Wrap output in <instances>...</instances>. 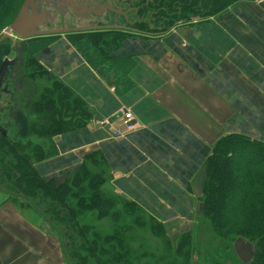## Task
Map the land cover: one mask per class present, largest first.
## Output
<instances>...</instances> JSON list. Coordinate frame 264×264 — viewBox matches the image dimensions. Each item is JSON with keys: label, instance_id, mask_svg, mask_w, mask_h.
<instances>
[{"label": "crops", "instance_id": "crops-1", "mask_svg": "<svg viewBox=\"0 0 264 264\" xmlns=\"http://www.w3.org/2000/svg\"><path fill=\"white\" fill-rule=\"evenodd\" d=\"M66 50L67 63L54 61L51 69L86 102L91 117L54 135L55 154L34 169L61 183L94 151L103 158L104 188L158 221L188 226L196 237L205 222L198 196L214 142L229 133L264 141V0H238L214 16L158 32L133 29L103 67L72 44ZM117 58L127 61L116 69ZM120 110L132 114L135 126L115 138L112 130L124 129L119 120L108 128L95 117ZM42 218L24 216L0 190L2 264H63Z\"/></svg>", "mask_w": 264, "mask_h": 264}, {"label": "trees", "instance_id": "trees-1", "mask_svg": "<svg viewBox=\"0 0 264 264\" xmlns=\"http://www.w3.org/2000/svg\"><path fill=\"white\" fill-rule=\"evenodd\" d=\"M236 1L139 0L137 7L143 19L137 20L138 28H134L142 32L147 28L143 25H164L150 32L162 31L194 17L214 16ZM22 2L0 0V32L12 22ZM129 35L130 32L116 29L85 31L74 34L70 41L90 64L103 67ZM37 43L23 48L27 72L23 69L21 77L32 84L45 78L50 82L31 98L25 110H16V139L0 132V190L13 203L41 210L44 220L57 224L54 229L68 264H194L192 230L182 232L173 244L164 223L133 201L103 190L107 177L100 154H85L77 169L61 183L34 169V162L55 154L54 135L82 127L91 117L79 95L56 75L35 64L32 55L41 45ZM8 49L7 43L1 42L0 57ZM114 61L117 69L127 60ZM117 76L121 84L122 73L117 72ZM40 140L49 147L45 148ZM200 189L198 213L202 220L209 221L212 232L230 244L236 239L251 243V259L244 264H264V141L237 133L219 137L204 163ZM117 200L124 206L123 212L111 210ZM91 209L98 210L99 216L109 214L113 221L110 232L81 220V214ZM147 227L163 240V250L152 251L143 239L138 248L132 246L138 240L136 228ZM210 264L227 263L213 260Z\"/></svg>", "mask_w": 264, "mask_h": 264}, {"label": "rangeland", "instance_id": "rangeland-1", "mask_svg": "<svg viewBox=\"0 0 264 264\" xmlns=\"http://www.w3.org/2000/svg\"><path fill=\"white\" fill-rule=\"evenodd\" d=\"M78 1H81V0H78ZM137 1H139V0H134V4ZM76 3H77V1H76ZM42 4L43 3H41L39 5H42ZM41 7L46 8L44 6V4ZM47 7H48V9L46 8V9H42V10H44V11L48 10L47 13L52 12L53 10L58 11L56 7H53L52 11L49 10V6H47ZM60 7H62L61 8L62 11L60 10L62 13L61 14L57 13V15L60 18V21L57 22L55 19H51V20H49L48 24L36 25L35 27L37 29H40V30H43L46 28H48L50 30V29H59L57 26H61V25H82V24L85 25L86 23L89 22L88 18H84V16H80L79 14H76L74 16L73 11H72L70 6L64 5V6H60ZM47 19L48 18H47V14H46L44 17H40L38 19V21H40L41 23H44ZM57 23H58V25H57ZM163 26H161V27H163ZM7 27H8V25L5 26L4 28H2L0 34H2V32ZM134 27L138 28L136 25ZM149 27L150 26H148V28ZM151 27H154V25H151ZM155 29H157V28H155ZM60 33H61L62 37L67 36V35H65L66 32H60ZM54 34H59V33H54ZM70 38L65 37L66 41H68ZM68 44H72V43L69 42ZM68 44H67V42L62 40L60 43L56 42L52 46L51 55L47 59L50 67H52V66L54 67V61H57L59 63L60 67L67 63V61L62 63L61 59H62V56H64V54L67 51L66 46ZM75 50L77 51L76 48H75ZM49 82L50 81L46 80V78H45V80L37 79L36 84L34 83L33 89L32 88L31 89L34 91L37 90V94H38V92L41 91V89L44 87V85L49 84ZM31 89H30V91H31ZM28 95H30V94L28 92L24 91L21 96H22V98L25 99L26 97H28ZM8 99H9V96H7V95L0 96V107H6L7 105H9L11 101H9ZM19 107H20V105H19ZM21 107L22 108H19V109L25 110L23 106H21ZM15 114H16L15 109H12V108L3 109L2 111H0V122L2 123V122H7V121L10 122L11 121L14 124V120H13L14 117L13 116ZM12 123L7 128V133L10 136V139L14 140V139H16L17 135H16V128L14 125L12 126ZM40 141H42V140H40ZM41 143L44 145L45 148L49 147L48 145H45L44 141H42ZM105 184H106V182L102 184L103 190L105 192H107L109 194H117L114 191L110 190L109 188H104ZM200 192H201V189H200ZM16 206L18 207V212H20L21 214H23L26 217L37 218V216H43V214H44L43 212H41V210L38 211L34 207L28 206V205L24 206L20 202L17 203ZM111 210H119V211L123 212L124 206L118 201V202L114 203ZM81 218H82L81 219L82 221L93 224L94 228H96L102 232H110L112 230L113 221L111 220V217L109 216V214L106 216H99L98 210L91 209L89 211H85L84 213H82ZM199 219L201 220L203 218L201 216H199ZM203 221H205V222H202L201 228L198 229V235L196 237L194 235L195 252H196L195 256H194V264H210L213 260H222V261H225V263H227V264H244L245 262H247L248 260L251 259V256L253 253V246L251 243L242 241L241 239H236L233 244H230L229 242H227L226 240H224L222 238H219L218 236H216L212 232L208 220L204 219ZM41 223L47 227L49 233H52V232L54 233L55 241L58 242V244L57 243L56 244H57V246L59 245L60 248L62 249L58 232L54 229L57 227V224L52 223V222L48 221L47 219L43 220ZM162 223H164V225H165L168 236L173 240V244H176V242L178 240V236L182 232L187 231L186 229H188V226H186L187 228H185L183 230V229H179V227L177 225H172L169 223L166 224L165 222H162ZM135 231H136V236H138V238H136V239H138V240L135 242H132L133 247L138 248L140 246V239H143L146 242V245L148 247H150L152 251L157 252L158 250H163V240H161V238L153 235L150 232L148 227L147 228H136ZM194 233H195V231H194ZM129 234L132 235L133 233L130 232ZM237 253H238V255H237ZM60 264H62V262ZM63 264H68V262L64 258V254H63Z\"/></svg>", "mask_w": 264, "mask_h": 264}, {"label": "flooded vegetation", "instance_id": "flooded-vegetation-1", "mask_svg": "<svg viewBox=\"0 0 264 264\" xmlns=\"http://www.w3.org/2000/svg\"><path fill=\"white\" fill-rule=\"evenodd\" d=\"M138 3V1L136 2ZM134 4V0H81L77 1L79 7L85 9L81 11L80 16H84V18H88V23L85 25H61L57 26L59 29H67V28H80L87 29L84 31H74V32H66L65 37L70 38L74 37V34L82 33V32H92V31H102L109 29L122 30L125 32H131L135 26L137 20L143 19L142 14L140 13L137 4ZM56 21H60V18ZM58 25V24H57ZM148 28L143 30L142 32H150L151 29L157 28L162 29L163 25H143ZM99 27L98 29H93ZM107 27V28H106ZM104 28V29H103ZM140 31V30H139ZM63 34V33H62ZM1 36V34H0ZM65 37L59 34H36L32 36H27L21 38L15 33H12L10 36L5 37L0 41L7 43L8 51L1 55L0 57V96L7 95L9 96L10 104L6 107H0V111L3 109H15L26 107L27 103L31 100L33 96H37V90L33 89V84L29 79L22 80L21 72L24 69L25 72V60L22 59V52L24 46L30 47L31 45L37 43L38 50L34 52L32 55L33 61L36 65H39L41 69H45L48 73L54 74L52 67L49 66L47 59L51 55L52 46L56 42H61L62 40L69 43L70 39L66 41ZM2 50V49H1ZM13 53L10 58L8 55ZM77 53L82 55V52L77 50ZM65 55L62 56L61 62H65ZM52 64V63H51ZM55 75V74H54ZM60 81L64 82L62 78L56 76ZM32 88V89H31ZM31 89V91H30ZM28 92L30 95L25 99L22 98L23 92ZM39 94V92H38ZM20 105V107H19ZM19 107V108H18ZM14 117V116H13ZM14 120V118H13ZM11 122V121H10ZM9 121L0 122V132L4 136H10L7 133V128L11 125ZM15 126V123H12V126ZM6 128V129H5ZM6 130V131H5ZM4 131V133H3Z\"/></svg>", "mask_w": 264, "mask_h": 264}, {"label": "water", "instance_id": "water-1", "mask_svg": "<svg viewBox=\"0 0 264 264\" xmlns=\"http://www.w3.org/2000/svg\"><path fill=\"white\" fill-rule=\"evenodd\" d=\"M76 1L78 0H23L14 19L8 25V27L2 32L0 36V41L4 39L5 37L10 36L12 33L17 34L21 38H24V37L32 36L36 34H46V33L54 34V33H60V32H74L78 30L79 31L87 30V29H80V28H74V27L67 28V29H50V30L46 28V29L40 30L35 27L36 25L48 24L49 20L51 19L58 20L59 16L57 15V13H60V14L62 13L61 12L62 7L60 6L68 5L71 7L74 16L76 14L81 15V11L85 9L79 7ZM41 3H43L47 9H48L47 6H49V10L51 11L53 7H56L58 11L53 10L52 12L47 13L48 10L47 11L42 10L46 8H42L41 6L43 4L39 5ZM46 14H47L48 19L44 23H41L40 21H38L40 17H44ZM96 28L98 29L99 27H96ZM96 28L93 27V29H96ZM12 54L13 53L11 52L8 55V58H10ZM118 115H121V113H119ZM95 119L100 120L101 117L96 116ZM112 119H114V117Z\"/></svg>", "mask_w": 264, "mask_h": 264}, {"label": "built area", "instance_id": "built-area-1", "mask_svg": "<svg viewBox=\"0 0 264 264\" xmlns=\"http://www.w3.org/2000/svg\"><path fill=\"white\" fill-rule=\"evenodd\" d=\"M133 119L132 114L129 111L123 112L119 117H117V120H119V123L124 126L123 130H112V134L115 138H118L120 136H123L125 131L131 130L134 128L135 124H132L131 121ZM98 124L100 126L104 127H110L112 122L110 121L109 117H104L100 120H98Z\"/></svg>", "mask_w": 264, "mask_h": 264}]
</instances>
